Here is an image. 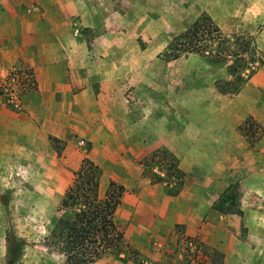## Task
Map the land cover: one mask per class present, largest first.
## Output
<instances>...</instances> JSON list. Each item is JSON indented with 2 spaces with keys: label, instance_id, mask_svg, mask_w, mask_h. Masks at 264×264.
I'll use <instances>...</instances> for the list:
<instances>
[{
  "label": "rangeland",
  "instance_id": "374dc122",
  "mask_svg": "<svg viewBox=\"0 0 264 264\" xmlns=\"http://www.w3.org/2000/svg\"><path fill=\"white\" fill-rule=\"evenodd\" d=\"M54 1L0 0V81L6 88L0 96L6 104L10 99L7 107L13 112L31 110L38 90L22 95L13 86L9 93L6 78L12 68H40L45 83L49 75L71 83L70 71L75 70L76 77L93 83L95 95L109 96L108 110L103 103L92 112L97 113L94 127L103 133L100 139L110 142L102 148L94 145L84 126L69 121L63 139L29 131L21 161L0 163V264L62 262V256L45 245L62 194L83 158L103 168V193L109 177L119 170L104 153L115 160L120 156L125 197L129 202L138 198L135 227L164 239L137 245L129 232L132 221L120 211V223L116 220L138 251L135 263L130 255H108L94 264H264V0H61L58 7ZM202 14L226 35L253 36L261 63L236 94L222 93L214 84L226 77L224 66L191 54L175 60L164 56L170 38ZM53 27L76 34L88 53L36 54L42 35ZM86 63L89 71L82 69ZM47 67L52 73H45ZM75 90L81 89L72 93ZM107 129L115 131L108 136ZM124 131L126 141L132 138L128 131H143L147 137L155 131H162L163 137L166 131L180 160L168 150L171 158L162 152L153 156L142 147L129 150ZM50 137L60 142L52 143ZM213 176L221 177L214 204L235 205L233 212L212 206L203 218V230L193 236L177 224L170 237L164 222H150L165 214L170 208L166 198L191 186L192 178L202 177L200 186L206 188ZM56 183L62 185L59 192Z\"/></svg>",
  "mask_w": 264,
  "mask_h": 264
},
{
  "label": "crops",
  "instance_id": "0c3cea01",
  "mask_svg": "<svg viewBox=\"0 0 264 264\" xmlns=\"http://www.w3.org/2000/svg\"><path fill=\"white\" fill-rule=\"evenodd\" d=\"M53 5L54 7H58L59 5L62 6L61 0H55ZM41 41L42 42L39 44L40 51H37L36 53L38 55L64 56L75 53L76 51H79L80 54L84 55L88 53L87 47L79 42L76 34L69 33V31L62 33L59 28L53 27L51 31L43 34ZM102 54H107V51ZM61 68L62 67L60 66V69ZM34 69L35 70L32 69V71L37 83V89L35 91L38 90L37 100L34 103L36 105L35 107L25 112H13L7 107V104L4 102L2 96H0L1 164L3 162L6 163L5 165H8L9 163L12 164L14 162L13 160H16V162L21 161V154L28 151L29 131H40L42 135L49 133L52 136L63 139L66 136V125L69 121L78 122L79 127L84 126L83 129L85 135L90 137L94 145H101L102 148V146L104 147V144H108L110 142L109 139H100L99 136H103V133L99 132L98 129L94 127L93 120L95 119L97 113L92 112L96 105L99 106L103 103L106 104L105 107L106 110H108V95H104L102 93H97L95 95L93 83H91V81L87 78H84L85 80L82 81L78 75L76 77L74 74L76 72L75 70L70 71L71 83L57 81L56 76L51 79L50 77L52 76L50 75L46 80L47 83H45L42 82V78H40L41 69ZM82 69L84 71H89V64H84ZM46 72L52 73V67H47L45 69V73ZM59 88H61L62 91H59ZM74 88L81 90H75V93H72ZM62 92L65 93V96L62 95ZM28 105L32 106L33 104L30 101ZM102 110L104 111V108ZM118 112L119 108L117 99L115 113L117 116ZM14 118L20 122L14 124ZM29 121L36 124L35 127H33V125H29ZM78 129L79 128L76 130ZM107 130L108 136L113 134L111 131H115V129ZM128 134L132 136L131 139H127L128 141L124 138V136L127 135V131H124L122 136L124 139L123 142L127 144L129 150H134L136 147L137 149H141L142 147L143 151L148 153H154L158 150H168L176 156L177 160H180L174 142L171 139V136L167 135L166 131L163 137H161L162 131H155L154 133L150 132L149 137H147L146 133H143V131H128ZM117 142V149L120 150V141L118 140ZM184 142H186V145L189 144L188 139H185ZM125 144L123 145L125 146ZM131 146L132 149L130 148ZM108 150V147L104 148V151ZM104 154V156H106L104 158L105 160L116 163L119 167V170H115L109 177V181L111 180L116 184H120V156H118L119 158L115 160L110 155L106 153ZM97 165L101 169V189V181L103 180L104 170L101 168V165ZM184 172H187L188 174V170H184ZM198 178H192V180L195 181L190 182L191 186H188L186 189H182L178 194L171 195L169 198L167 197L166 202L170 205V208L165 210V214H157L154 218L152 217L150 221L153 223L155 221L164 222L168 226L167 231L170 237L174 235V227L177 224L183 225L184 234L187 236H193L195 233H198L197 231H202L205 225L203 218L206 212L211 211L212 206L214 207L215 205L214 202L220 194V189L217 185L221 183V177L213 176L211 179L208 178V184L212 185L206 188L200 186L204 184V179L202 177ZM186 184H189V182ZM55 189L59 192L62 189V185L60 183H56ZM254 198L257 199L258 197L255 196ZM138 206L139 203L137 197L132 198L129 202L123 192L121 202L115 212V220L117 217L120 223V211L124 212L126 218L131 219L132 222L129 227V232L130 235L133 234L134 241L137 245H148L149 242H152L153 240H163L164 238L159 237V233L154 232L153 230H143L135 227L136 221L134 219L136 215V208H138ZM254 206L259 207V204H254ZM132 223H134V225H132ZM159 244L161 245V243Z\"/></svg>",
  "mask_w": 264,
  "mask_h": 264
},
{
  "label": "trees",
  "instance_id": "16d2710c",
  "mask_svg": "<svg viewBox=\"0 0 264 264\" xmlns=\"http://www.w3.org/2000/svg\"><path fill=\"white\" fill-rule=\"evenodd\" d=\"M184 54L224 66L226 77L214 84L219 91L228 94L238 93L261 63L252 35H226L204 14L184 31L172 36L164 52L166 60H175ZM6 82L9 93H12L13 86L20 89L22 95L37 89L31 68H12ZM1 84L0 81V95H3L6 88ZM7 101V105H12L10 99ZM50 138L52 143L60 142L56 137ZM161 152L165 158L172 157L166 150H158L152 155ZM100 178V167L83 158L62 194L59 215L45 239V245L62 256L60 264H94L108 255H128L127 258H131L130 255L135 263L138 251L128 243L115 220L124 187L110 180L101 193ZM214 208L233 212L235 205L224 208L217 203Z\"/></svg>",
  "mask_w": 264,
  "mask_h": 264
}]
</instances>
